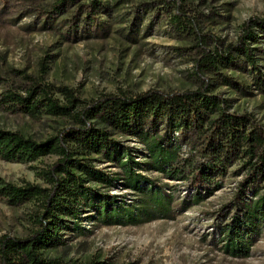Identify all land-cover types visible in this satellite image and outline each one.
I'll return each instance as SVG.
<instances>
[{"label":"rangeland","instance_id":"1","mask_svg":"<svg viewBox=\"0 0 264 264\" xmlns=\"http://www.w3.org/2000/svg\"><path fill=\"white\" fill-rule=\"evenodd\" d=\"M34 1L14 0L0 17V73L19 91L20 86L30 85L28 76L68 86L83 99L150 89L196 90L200 81L195 61L203 56L198 47L200 39L205 40L208 51L225 52L230 45L239 44L245 21L264 18V0H102L104 9L94 22L88 21L85 12L75 5L59 18L49 19L40 11L51 9L56 0ZM179 3L185 28L177 22L179 9L175 5ZM259 40L251 47L264 75V36ZM246 60L243 57L234 65H218L214 75L208 74L207 78L214 86V94L230 100L232 113L247 114L264 126V92L258 89ZM224 79L240 89L227 85ZM6 89V85L0 86V94ZM57 96L63 100L62 95ZM70 126L65 118L44 116L34 120L13 114L0 103V130L20 132L42 142ZM116 138L143 151L134 140L118 135ZM189 148H185V154ZM57 160L54 154L30 164L0 159V178L16 186L27 182L46 186L42 171ZM91 160L107 173L119 172L100 156H92ZM147 176L167 193L174 192L172 219L106 225L91 219L94 213L86 211L80 222L86 232H66V244L43 251V256L69 264H264V235L249 257L235 258L223 250L216 225L235 214L232 208L243 176L231 174L221 189L194 206L185 203L196 193L189 183L158 172ZM109 193L127 196L129 203L136 199L131 190L122 187H114ZM41 212L39 201L12 207L0 200V237L31 236Z\"/></svg>","mask_w":264,"mask_h":264},{"label":"trees","instance_id":"2","mask_svg":"<svg viewBox=\"0 0 264 264\" xmlns=\"http://www.w3.org/2000/svg\"><path fill=\"white\" fill-rule=\"evenodd\" d=\"M13 1L0 0V17ZM74 5L85 12L90 22L104 9L102 0H56L51 9L40 13L56 19ZM175 7L179 9V27L185 28L180 19L181 4ZM242 30L239 44L230 45L225 52L208 51L205 40L200 39L198 47L203 56L195 61L200 81L196 90L150 89L83 99L68 86L28 76L30 85L20 86L19 91L0 73V86L7 87L0 94L3 109L34 120L54 116L71 123L59 135L42 142L20 132L0 130V159L5 162L30 164L49 155L58 156L42 171L46 186L30 182L16 186L0 178V200L12 207L39 201L42 208L31 236L0 237V264H69L45 258L43 251L65 245L66 232L85 233L80 222L86 211L94 213L91 219L106 225L172 219L176 197L147 176L154 172L189 183L196 190L185 200L191 206L201 204L221 189L231 174L243 176L232 208L235 214L216 227L225 253L235 258L249 257L264 235V126L247 114L232 113L230 100L214 94V86L207 78L208 74L214 75L218 65H234L245 57L258 89L264 92L259 57L251 47L264 36V18L248 19ZM224 82L240 89L231 80ZM116 135L134 140L143 151L122 144ZM92 156L114 164L119 172L107 173L98 168ZM235 166L238 168L231 171ZM114 187L131 190L136 199L129 203L127 196L111 195L109 191Z\"/></svg>","mask_w":264,"mask_h":264}]
</instances>
